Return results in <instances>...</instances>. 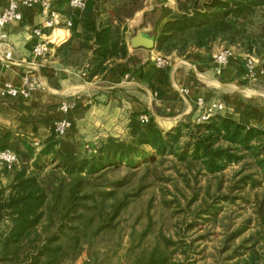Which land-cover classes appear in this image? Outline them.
Instances as JSON below:
<instances>
[{"label":"trees","instance_id":"trees-1","mask_svg":"<svg viewBox=\"0 0 264 264\" xmlns=\"http://www.w3.org/2000/svg\"><path fill=\"white\" fill-rule=\"evenodd\" d=\"M146 1L87 0L86 7L77 10L70 0H52L53 8L72 21L71 37L56 47V55L73 66L81 53L90 65L88 78L106 76L121 64L133 73L142 71L137 69L140 56L128 48L126 23ZM175 1L179 16L156 30L157 51L183 56L193 49L210 51L225 44L264 64V0ZM116 59L125 62L117 64ZM141 115L131 113L126 135L105 137L90 149L80 138H68L71 128L64 136L56 134L55 123L62 116L51 134L38 140L0 126V150L9 149L18 157L13 181L0 188V264H70L85 251L89 260L84 264H102L111 249L123 244L118 220L130 198L139 196L129 189L135 170L159 159L164 163L172 157L186 172L195 171V177L218 176L229 166L240 165L236 188L263 184L264 127L252 124L244 109L227 107L205 123L187 116L169 130L152 115L142 123ZM252 165L256 173H245ZM124 166L130 170L127 175L110 178ZM256 174L261 180L255 179ZM253 202L260 225L257 234L262 237L247 247L244 264H261L262 258L256 246L264 239V198L256 194ZM181 243L163 231L152 232L150 225L138 236L132 230L128 264H181L175 257Z\"/></svg>","mask_w":264,"mask_h":264},{"label":"crops","instance_id":"crops-1","mask_svg":"<svg viewBox=\"0 0 264 264\" xmlns=\"http://www.w3.org/2000/svg\"><path fill=\"white\" fill-rule=\"evenodd\" d=\"M4 3L2 1L0 5ZM162 4H170V7L158 11V0H147L144 8L126 23L129 51L140 56L137 69L142 68V71L133 73L121 64L106 76L96 75L93 78H88V68H85L89 64L82 69L65 65L56 55V48L45 59L33 61L32 51L37 37L32 30L45 21L46 13L39 6L22 8L23 20L0 29V34L5 32L8 35L7 39L0 38V86L10 83L19 87L24 76L30 74L40 83V87L28 98L0 97V126L28 133L38 140L63 116L61 104L71 100L75 105L68 114L72 121L68 138L83 136L86 132L83 124L87 122L90 128H98L92 138L96 142L108 136L126 135L133 112L154 116L166 130L177 126L187 116L195 120L200 112L197 98L215 95L230 110L244 109L252 124L264 127V94L252 99L239 92L240 83L246 80L244 54L236 52L227 65L218 71L214 62L215 53L211 51L220 44L210 51L193 49L183 56L170 55L171 64L166 71L157 70L154 66L153 58L158 53L156 49L131 46L132 37L147 25L148 18L153 20L154 30L151 34H156L166 20L179 16L175 0ZM154 9V19L146 18V14H151ZM57 31L63 32L60 36L66 34L59 29L55 31V37L59 36ZM67 37L69 39L71 33ZM8 48L14 54L6 64L2 60ZM124 62V59H116L117 64ZM210 88L216 90L215 94H210ZM13 178L11 173L0 172V188L10 184Z\"/></svg>","mask_w":264,"mask_h":264},{"label":"rangeland","instance_id":"rangeland-1","mask_svg":"<svg viewBox=\"0 0 264 264\" xmlns=\"http://www.w3.org/2000/svg\"><path fill=\"white\" fill-rule=\"evenodd\" d=\"M162 2L168 3L169 0H158V9L170 7V4L164 6ZM148 21L153 22L150 18ZM62 33L61 31L56 32L57 35H62ZM76 45L78 47L79 43L77 42ZM222 47L234 48L237 53L244 54L243 59L248 54L238 47L225 44L216 45L211 53H216ZM77 55L74 57L77 65L73 66L82 69L87 62L81 53ZM215 91L210 88V94ZM239 92L244 97L252 99L261 97V94H264V79L255 83L242 81L239 85ZM210 97L219 98L215 95H210ZM52 129L38 139L51 134ZM83 129L86 132L80 139L84 145L90 149L99 143L92 140L94 131L98 128H90L86 122L83 124ZM18 133L30 136L28 133ZM160 160L135 170L129 189L132 193H138L139 196L130 198L129 204L118 220L120 223L118 232L123 233L124 236L123 244L111 249L109 259L102 264H128L126 256L128 235L133 230L138 236L147 225H150L152 232L163 231L175 240H183L175 254L181 264H244L241 261L249 258L247 247L262 237L261 233L257 234L260 225L255 220L256 212L253 201L256 194L259 199L264 198V182L256 188L246 185L244 189H238L236 185L240 176L237 175V171L240 165L229 166L218 176L198 174L195 177V171L194 173L186 172L184 167L173 162L172 157L164 163ZM249 167L251 168L245 173L250 170L256 173L255 165ZM0 172L5 171L0 170ZM129 172L130 170L124 166L113 171L109 176L112 179H118ZM184 173H186L185 178ZM255 179L261 180V176L256 174ZM10 184L1 188H6ZM225 195L230 198L225 199ZM234 196L237 198L233 201L231 197ZM262 242L264 239L256 246L262 256L261 264L264 263ZM100 259L103 260V256ZM87 260H89V255L85 251L70 264H84Z\"/></svg>","mask_w":264,"mask_h":264},{"label":"built area","instance_id":"built-area-1","mask_svg":"<svg viewBox=\"0 0 264 264\" xmlns=\"http://www.w3.org/2000/svg\"><path fill=\"white\" fill-rule=\"evenodd\" d=\"M0 29L6 25L23 20L22 8L24 7H41L42 11L46 13L45 21L35 27L32 31L37 37V43L33 48V61H40L45 59L53 48L60 46L67 41L68 35L71 33L72 21L64 14L58 12L53 8L52 0H0ZM87 0H70V6L77 10H83L86 7ZM63 29L65 36L55 37V31ZM8 35L5 32L0 34L1 39H7ZM236 51L232 47H222L214 54V62L216 69L219 71L222 67L227 65L230 59L235 55ZM13 50L8 48L2 61L9 63L13 59ZM153 63L156 69H167L171 64V57L158 52L153 58ZM245 79L248 81H260L264 79V64L258 57L252 54H247L244 59ZM40 87V83L34 80L30 74H26L23 78L22 85L17 87L13 84L6 83L0 86V97L6 95L12 97L28 98L31 94ZM197 105L200 109L199 115L195 119L197 123L208 122L212 116L217 113L224 112L227 105L219 98L199 96L197 98ZM75 105L74 101L67 100L61 104V112L63 116L55 123V132L58 136H64L72 127V121L68 114ZM149 120L147 114L141 115V122L146 123ZM18 163L17 155L9 150H0V170L7 173L14 171Z\"/></svg>","mask_w":264,"mask_h":264},{"label":"water","instance_id":"water-1","mask_svg":"<svg viewBox=\"0 0 264 264\" xmlns=\"http://www.w3.org/2000/svg\"><path fill=\"white\" fill-rule=\"evenodd\" d=\"M154 30L153 23L148 21L147 25L140 28L136 35L131 39V46L133 48L144 47L147 49H156V34H151Z\"/></svg>","mask_w":264,"mask_h":264}]
</instances>
